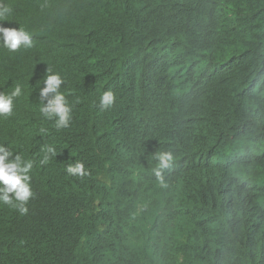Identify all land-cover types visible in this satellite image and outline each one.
<instances>
[{
  "label": "trees",
  "instance_id": "trees-1",
  "mask_svg": "<svg viewBox=\"0 0 264 264\" xmlns=\"http://www.w3.org/2000/svg\"><path fill=\"white\" fill-rule=\"evenodd\" d=\"M0 7L33 41L0 33V93L22 88L0 144L33 161L28 211L0 202V264H264V0Z\"/></svg>",
  "mask_w": 264,
  "mask_h": 264
},
{
  "label": "clouds",
  "instance_id": "clouds-1",
  "mask_svg": "<svg viewBox=\"0 0 264 264\" xmlns=\"http://www.w3.org/2000/svg\"><path fill=\"white\" fill-rule=\"evenodd\" d=\"M11 9L0 7V21L9 15ZM0 33L3 34V46L10 51L15 52L22 46L31 48L33 41L30 39V33L23 28L5 27L0 24ZM44 79V87L40 90L41 98L46 97L49 93H55L54 97L47 101V104L40 108V111L47 117L56 115L59 117L58 125L65 124L70 115V106L68 105L65 95L60 91V85L63 78L58 73H51ZM22 95V88L17 84L10 94L0 93V116H11L13 113V101ZM114 96L111 91H106L101 96V104L106 107L113 102ZM47 151H52L48 148ZM12 151L6 149L4 144H0V202L13 208H18L21 214L28 211L25 206L29 198L33 195L29 180V173L33 168L32 160H25L20 154L14 159H9ZM47 160V157H45ZM160 168H167L173 160L170 152H160L156 156ZM70 172H81L87 174L82 163H77L74 167L69 168ZM13 194L10 196L9 194Z\"/></svg>",
  "mask_w": 264,
  "mask_h": 264
},
{
  "label": "bare ground",
  "instance_id": "bare-ground-1",
  "mask_svg": "<svg viewBox=\"0 0 264 264\" xmlns=\"http://www.w3.org/2000/svg\"><path fill=\"white\" fill-rule=\"evenodd\" d=\"M15 101H18V99L16 98L13 102H15Z\"/></svg>",
  "mask_w": 264,
  "mask_h": 264
}]
</instances>
